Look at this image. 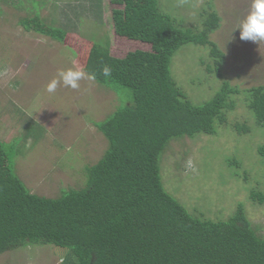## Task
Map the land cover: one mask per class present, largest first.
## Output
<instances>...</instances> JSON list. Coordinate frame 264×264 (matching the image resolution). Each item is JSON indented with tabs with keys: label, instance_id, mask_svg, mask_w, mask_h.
I'll return each mask as SVG.
<instances>
[{
	"label": "trees",
	"instance_id": "1",
	"mask_svg": "<svg viewBox=\"0 0 264 264\" xmlns=\"http://www.w3.org/2000/svg\"><path fill=\"white\" fill-rule=\"evenodd\" d=\"M109 2L117 7L111 11L114 34L130 48L121 56L108 40H86L46 23L38 12L18 21L24 31L67 47L80 68L95 73V82L122 103L93 123L108 143L102 156L84 168V186L55 198L27 189L14 169L21 151L15 143L0 141V255L27 245H51L68 251L60 264H264V238L241 202L226 220L214 221L189 212L165 190L161 177L170 142L215 135L236 108L240 91L223 80L224 54L210 40L219 27L218 14L207 4L198 27L182 28L160 10L158 0ZM31 5L38 3L31 0ZM187 44L208 49L212 64L206 71L222 80L200 105L191 102L170 70L175 53ZM105 65L112 69L110 77L102 74ZM121 90L128 91L125 101ZM244 93L246 108L264 129V84ZM232 128L250 131L245 124ZM256 154L264 160V143ZM227 165L236 168L239 162L231 159ZM250 199L263 204L264 193L251 190Z\"/></svg>",
	"mask_w": 264,
	"mask_h": 264
},
{
	"label": "rangeland",
	"instance_id": "2",
	"mask_svg": "<svg viewBox=\"0 0 264 264\" xmlns=\"http://www.w3.org/2000/svg\"><path fill=\"white\" fill-rule=\"evenodd\" d=\"M0 0V141L21 151L14 162L17 176L38 196L58 197L66 189L85 184L84 168L94 164L107 140L93 123L105 119L119 102L115 93L83 79L72 89L61 83L55 92L47 85L60 71L80 68L71 51L47 37L24 31L20 18L35 12L46 23L78 32L84 39L108 40L115 55L126 53L125 41L113 30L109 0ZM253 0H158L162 12L180 27H198L199 13L210 4L220 18L210 35L224 54L223 80L236 87V108L228 124L215 135H199L170 142L161 160L165 190L193 214L226 220L241 202L258 236L264 238V203L250 199V191L264 193V160L256 149L264 143V129L256 126L246 108L244 91L264 84V41L240 40L238 25L252 11ZM97 6L101 20L95 17ZM119 8V7H118ZM147 46H142V48ZM212 64L208 49L187 44L171 61V74L194 105L209 101L222 80L206 71ZM120 91V90H119ZM127 100V90H121ZM245 124L248 133L232 126ZM239 162L238 167L227 160ZM68 251L51 245H27L0 255V264H60Z\"/></svg>",
	"mask_w": 264,
	"mask_h": 264
},
{
	"label": "clouds",
	"instance_id": "3",
	"mask_svg": "<svg viewBox=\"0 0 264 264\" xmlns=\"http://www.w3.org/2000/svg\"><path fill=\"white\" fill-rule=\"evenodd\" d=\"M238 30L240 32L239 38L242 41H251L256 44L264 41V0H253L252 11L239 23ZM111 73V67L105 65L102 74L105 77H110ZM83 79L95 81L96 74L85 72L79 67L75 70L68 69L66 71H60L58 78L53 79L47 85V91L50 93L55 92L61 83L65 87L77 89L80 87L79 82Z\"/></svg>",
	"mask_w": 264,
	"mask_h": 264
}]
</instances>
